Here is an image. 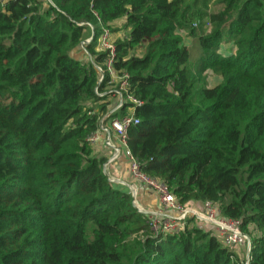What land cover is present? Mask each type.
Segmentation results:
<instances>
[{
	"label": "trees",
	"instance_id": "1",
	"mask_svg": "<svg viewBox=\"0 0 264 264\" xmlns=\"http://www.w3.org/2000/svg\"><path fill=\"white\" fill-rule=\"evenodd\" d=\"M208 1H0V264H242L210 231L154 234L109 182L88 141L115 98L108 62L132 98L113 118L138 120L127 146L141 172L239 221L248 264H264V0L206 14ZM82 44L90 62L73 56Z\"/></svg>",
	"mask_w": 264,
	"mask_h": 264
},
{
	"label": "built area",
	"instance_id": "2",
	"mask_svg": "<svg viewBox=\"0 0 264 264\" xmlns=\"http://www.w3.org/2000/svg\"><path fill=\"white\" fill-rule=\"evenodd\" d=\"M193 26H196V24ZM108 34L109 33L105 31L101 39V45L103 48L105 47L104 49L108 46L107 43H110ZM106 50L112 52L113 47H109ZM106 66L109 76L112 77V81H114L115 78L119 80V92H112L115 98H117V106L112 113L107 112L99 118L98 128L96 132L88 138V141L94 148L96 144L102 143V139H104L103 136H105L107 139L105 146L109 152H111V156H115L116 160L125 158L128 161L131 177L144 187L154 191L159 199V206L153 214L147 215L152 232L156 235H176L183 232L188 225L192 224L190 220H194L197 222V225H195L197 228L204 231H208L207 228H209L213 236L218 233L220 242L225 247H243L246 245L247 260L244 264H248L250 241L248 235L241 230L239 221L222 218L218 207L210 202H203L200 209L194 206H183L178 203L164 184L141 172L138 162L133 158L127 146V130L131 126L137 125L138 120L131 115L113 118V115L123 106L124 101L132 100L131 97L126 98L123 96V89L126 86L124 80L125 76H117L111 69V62L106 63ZM128 111L131 112V109H128ZM111 138H114L115 143H112ZM109 164H112V162H110L108 158L103 166L104 173H106V167ZM107 177L111 184L119 183V180L111 178L108 175ZM137 211L145 215V212L139 207ZM170 212H174V214H170Z\"/></svg>",
	"mask_w": 264,
	"mask_h": 264
},
{
	"label": "rangeland",
	"instance_id": "3",
	"mask_svg": "<svg viewBox=\"0 0 264 264\" xmlns=\"http://www.w3.org/2000/svg\"><path fill=\"white\" fill-rule=\"evenodd\" d=\"M190 1L192 2L193 0H190ZM215 4H216L215 0H209L206 8H204L201 5H199L198 7L202 8V10L204 12H206V14H209V13L215 12L217 9L220 8L218 5H215ZM111 26H112L113 30H116L115 27H119L120 29L118 28V31L123 33V34H118L120 36L117 37L118 36V35H116L117 32L116 33L113 32L114 36H109L110 43H107L108 46H106V49H108L109 47H112L111 45H113V42H115L117 40V38H120L119 40L124 38V32L121 31L122 30V23H115V24H112ZM179 34L181 35V37L183 39V44L190 50V61L193 62L200 55L199 47L196 43L195 38H191L188 31H181V32H179ZM86 36L89 37V32H86ZM90 40H91L90 38H87L86 44L88 42H90ZM83 45L84 44H82V46L79 49H76L75 53H73V56L76 59L80 60L82 63H87V62H90L91 59H90L89 55L87 54L86 50L84 49ZM230 49H231V44L221 45V52H223L224 54L229 53ZM100 50L104 51V49L102 47H100ZM132 55L141 56L142 55V49L137 48L136 51L132 53ZM206 79H207V86L209 88H213V87L217 86L218 84H220V82H221V78H219L215 75H211L209 73L207 74ZM99 80H101L100 77H99ZM119 88H120L119 87V80L115 78L114 81H112V77L110 76V81L105 85V88H104L102 95L105 96L106 94L110 95L109 93H111V92H119ZM114 101H115L114 97H110L107 99V102H109V104H108V112L109 113H112L113 110L116 109L115 107L117 106V102H114ZM103 138L104 139H102V143L100 145L103 146L106 150H108L105 146L107 139L105 138V136H103ZM111 140H112V143H115L114 138H111ZM91 147L93 148L92 145H91ZM108 158L110 159V162H112V164H113V162L117 161L115 156H111V152H109ZM105 174L107 176V173H105ZM202 203L203 202H195V203H191V204L189 203L188 206H194V207H197L200 209ZM132 205H133V207L138 209V205L136 203H134L133 200H132ZM146 217L148 218L147 215H146ZM190 222L193 225L190 224V225H188L189 227H197V226H195V225H197L196 221L190 220ZM207 230L210 231L209 228H207ZM250 236L253 237V235H250ZM215 237L218 240H220V236L218 233L215 234ZM227 248L232 250L233 254H235L236 258L239 260L240 263L242 262V264H244V262H246V260H247V252L245 250L247 248L246 245H244L243 247L232 246V247H227Z\"/></svg>",
	"mask_w": 264,
	"mask_h": 264
},
{
	"label": "crops",
	"instance_id": "4",
	"mask_svg": "<svg viewBox=\"0 0 264 264\" xmlns=\"http://www.w3.org/2000/svg\"><path fill=\"white\" fill-rule=\"evenodd\" d=\"M100 144L101 143L94 146L93 154L94 156L107 160L109 151ZM106 173L109 177L119 180V183L114 185L121 191L129 194L134 203L145 212V215L153 214V212L157 210L159 206L158 197L154 191L144 187L141 183L131 177L128 161L125 158H119L113 164H109V166L106 167ZM170 214H174V212H170Z\"/></svg>",
	"mask_w": 264,
	"mask_h": 264
}]
</instances>
